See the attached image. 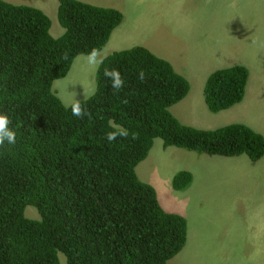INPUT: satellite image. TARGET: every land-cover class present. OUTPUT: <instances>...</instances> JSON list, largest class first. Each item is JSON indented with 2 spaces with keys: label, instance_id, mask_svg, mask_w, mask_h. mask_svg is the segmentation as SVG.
<instances>
[{
  "label": "trees",
  "instance_id": "trees-1",
  "mask_svg": "<svg viewBox=\"0 0 264 264\" xmlns=\"http://www.w3.org/2000/svg\"><path fill=\"white\" fill-rule=\"evenodd\" d=\"M58 16L65 32L54 37L43 10L0 0V113L17 132L15 145L0 147V264H171L189 229L186 217L165 211L154 186L136 172L154 140L258 161L264 135L242 123L216 129L181 123L170 107L187 96L190 82L143 45L103 59L94 93L76 101L90 117L73 116L54 83L78 55L107 45L123 12L60 0ZM105 67L122 74L119 91ZM248 78L241 64L211 73L204 89L209 109L241 102ZM110 126L128 129V138L109 144ZM191 181V172L181 170L173 185L184 189ZM30 205L39 217L26 215Z\"/></svg>",
  "mask_w": 264,
  "mask_h": 264
},
{
  "label": "rangeland",
  "instance_id": "rangeland-1",
  "mask_svg": "<svg viewBox=\"0 0 264 264\" xmlns=\"http://www.w3.org/2000/svg\"><path fill=\"white\" fill-rule=\"evenodd\" d=\"M6 1L15 4L28 2ZM82 1L124 11V20L114 29L107 45L98 52L102 60L120 47L150 44L156 48L158 41L164 40L168 31L174 32L169 40L175 51L189 38L196 44L195 56H201L205 0H163L157 11H151L147 4V8L140 6L135 13L130 14L125 12L127 0ZM250 4L251 8L246 5L241 8L239 16L245 21L249 17L254 20L258 18L261 28L248 26L243 29L244 44L254 42L255 45L254 51L246 59L249 63L248 91L246 87L244 101L239 105L240 109L235 113L234 119L263 130L264 44L259 43L264 40V0H253V5L250 0ZM51 17L54 25L61 26L57 17ZM156 18L159 22L150 27L148 22ZM136 24L144 25L148 30L130 39L117 36V29L121 26L127 31L136 28ZM160 27V30H155ZM85 55H78L68 75L55 82L56 92L58 89L66 104L86 99L96 89L97 70H93L85 62ZM171 110L181 112L179 119L182 123L194 125L187 120L190 118L205 129L221 127L225 119L222 112L215 113L209 109L203 92L189 95L172 106ZM155 140L152 152L138 164L136 172L140 179L156 188L165 211L185 216L188 229L198 230V234L189 238L184 249L171 259V263L264 264V174L247 172L235 157L212 156L176 146L165 147L162 138ZM248 158L250 159L249 156ZM256 164L253 163L254 166ZM181 170L192 174L191 183L183 191V198L189 196L190 199L183 201L179 199L176 193L178 191L172 188L174 177ZM26 215L31 218L39 217L33 205L27 206ZM189 219L192 226L189 225ZM201 246L204 248L199 253Z\"/></svg>",
  "mask_w": 264,
  "mask_h": 264
},
{
  "label": "crops",
  "instance_id": "crops-1",
  "mask_svg": "<svg viewBox=\"0 0 264 264\" xmlns=\"http://www.w3.org/2000/svg\"><path fill=\"white\" fill-rule=\"evenodd\" d=\"M27 3L42 9L47 13L52 21L51 33L54 37H60L64 34L65 28L63 26L54 25L51 15L57 17L58 19V7L59 0H27ZM153 1V2H151ZM155 1V2H154ZM163 0H127V5L125 6V12L127 14L135 13L138 7L147 8L149 5L151 11H157L160 5L163 4ZM246 5L251 8L250 0H205V14L203 21V46L200 55L195 56L196 44L189 38L185 39L181 43L178 51L172 48L170 37L173 35V31H168L165 35L164 40H159L157 47L154 48L150 44H144L143 46L148 47L155 54L169 60L173 66L182 73L191 83L190 91L188 95L183 99L185 100L189 95H195L197 93L204 94V87L209 75L218 69L233 66L236 64H242L246 66L249 70V63L246 59L254 51V42H249L247 45L244 44V31L243 29L248 26H256L261 28V23L258 18L255 20L253 17H249L246 21L243 20L239 13L241 8ZM253 5V0H252ZM105 6V5H100ZM111 7V6H105ZM124 13V11H122ZM158 19L150 20L148 25L151 27L159 22ZM59 21V20H58ZM136 28H131L124 31L121 26L117 30V36L124 39H130L133 36H138L143 31L148 29L144 25L136 24ZM149 27V28H150ZM162 27L155 29L160 30ZM264 44L260 42L259 45ZM140 45V44H136ZM128 47H120L115 50L127 49ZM171 49H169V48ZM113 48V46H112ZM114 50V51H115ZM194 60H197L194 63ZM186 73V74H185ZM188 74V75H187ZM196 78V80H195ZM200 86V87H199ZM249 87V86H248ZM247 87V91H248ZM181 100V101H183ZM180 101V102H181ZM179 103V102H178ZM177 104V103H176ZM240 103L228 109L226 111H221L225 117L223 125L229 124L231 122H237L234 119L235 113L240 109ZM174 106V105H173ZM172 108V107H171ZM172 111V110H171ZM178 119L182 116L181 112H172ZM225 113V114H224ZM180 120V119H179ZM191 121L195 127L197 123L192 119H187ZM181 121V120H180ZM193 125V126H194ZM252 126V125H251ZM253 127V126H252ZM198 128H200L198 126ZM254 128V127H253ZM205 129V128H203ZM258 132L264 135V129L258 130L257 127L254 128ZM157 139V138H156ZM156 141V140H155ZM153 148V147H152ZM152 152V149L150 153ZM149 153V155H150ZM240 163L239 165L245 167L247 172L257 171L260 175L264 174V158L259 161L255 166L252 161L245 156L237 159ZM226 161V160H225ZM179 195L180 200L190 199L189 196L183 198V191L176 192ZM189 225L192 226L191 220L189 219ZM198 234V230H190V237Z\"/></svg>",
  "mask_w": 264,
  "mask_h": 264
},
{
  "label": "clouds",
  "instance_id": "clouds-1",
  "mask_svg": "<svg viewBox=\"0 0 264 264\" xmlns=\"http://www.w3.org/2000/svg\"><path fill=\"white\" fill-rule=\"evenodd\" d=\"M85 2V1H84ZM92 4V3H91ZM27 5H29V4H27ZM30 6H32V5H30ZM59 6H60V0H59ZM33 7H35V6H33ZM37 8V7H36ZM40 9V8H39ZM42 10V9H41ZM58 12H59V7H58ZM47 14V13H46ZM48 15V14H47ZM49 16V15H48ZM57 16H58V14H57ZM50 17V16H49ZM58 18H59V16H58ZM59 20V19H58ZM52 22V21H51ZM62 26V25H61ZM52 34V33H51ZM148 48V47H147ZM84 60H85V62L93 69V70H98L99 69V67L103 64V60L102 59H100L99 58V54H98V52L95 50V49H93L92 51H90V52H88L86 55H85V57H84ZM236 65H238V64H236ZM242 65V64H241ZM234 66V65H233ZM229 67H232V66H229ZM175 68V67H174ZM225 68H228V67H225ZM176 69V68H175ZM223 69V68H222ZM177 70V69H176ZM219 70V69H218ZM179 72V71H178ZM213 72H215V71H213ZM212 72V73H213ZM180 73V72H179ZM104 76L107 78V79H109L110 81H111V87L113 88V89H115V90H117V91H119L121 88H123L124 87V83H125V81H124V78H123V76H122V74L120 73V71L118 70V69H114V68H108V67H105L104 68ZM182 74V73H181ZM183 75V74H182ZM211 75V74H210ZM209 75V76H210ZM184 76V75H183ZM209 78V77H208ZM139 79L141 80V81H143L144 79H145V73L143 72V71H140V73H139ZM57 81V80H56ZM55 81V82H56ZM190 82V81H189ZM207 82V81H206ZM206 85V84H205ZM190 86H191V83H190ZM54 89H55V91H56V87H55V83H54ZM204 89H205V87H204ZM190 91V90H189ZM57 95L60 97V94H59V90L57 89ZM188 95V94H187ZM61 98V97H60ZM245 98V97H244ZM244 98H243V100L241 101V102H239L240 104L244 101ZM184 99V98H183ZM182 99V100H183ZM62 100V99H61ZM63 101V100H62ZM181 101V100H180ZM179 101V102H180ZM178 103V102H177ZM239 103H237V104H239ZM176 104V103H175ZM175 104H173V105H175ZM237 104H235V105H237ZM172 105V106H173ZM234 105V106H235ZM171 106V107H172ZM234 106H232V107H234ZM65 107L66 108H68V109H70L71 110V113H72V115L73 116H75V117H77V118H80V119H83L85 116H89L90 117V113H89V111L81 104V103H79V102H74V103H72V104H66L65 105ZM171 107H170V111H171ZM232 107H230V108H228V109H231ZM228 109H224V110H221L222 112L223 111H226V110H228ZM221 111H219V112H221ZM172 112V111H171ZM219 112H215V113H219ZM181 123H182V121H181ZM233 123H242V124H246V123H244V122H231V123H229V124H233ZM184 124V123H183ZM229 124H226V125H229ZM11 125V120H10V117H9V115L7 114V113H0V147H3V146H5L6 144L7 145H15L16 144V142H17V132L10 126ZM187 125V124H186ZM246 125H248V124H246ZM191 126H193V125H191ZM223 126H225V125H223ZM248 126H250V125H248ZM195 127V126H194ZM222 127V126H221ZM250 127H252V126H250ZM110 128H111V130H109V131H107L106 132V134H105V140L109 143V144H111V143H113V142H115V141H117V140H119V139H126V138H128V136H129V130L128 129H126V128H123V127H116V126H110ZM219 128V127H218ZM253 128V127H252ZM203 129V128H202ZM214 129H216V128H214ZM257 131V130H256ZM262 134V133H261ZM157 138H160V137H157ZM163 140V139H162ZM155 141V140H154ZM164 143V142H163ZM169 147V146H168ZM177 147V146H176ZM243 155H247V154H242V155H240V156H238V157H235V159L237 160V159H239V158H241V156L243 157ZM149 156V155H148ZM147 156V157H148ZM248 156V155H247ZM264 158V156L261 158V159H263ZM250 159H251V157H250ZM260 159V160H261ZM260 160H258V161H253L252 159H251V161H252V163H259V161ZM174 181V180H173ZM148 183V182H147ZM150 184V183H149ZM152 185V184H151ZM188 187V186H187ZM186 187V188H187ZM155 188V187H154ZM172 188L173 189H176L177 191H184L186 188H184V189H182V190H178L177 188H175L174 187V185H173V182H172ZM156 189V188H155ZM158 195V194H157ZM159 199V198H158ZM162 205V204H161ZM167 211V210H166ZM168 212H174V211H168ZM175 213H177V212H175ZM189 238H190V230H189V234H188V239H187V242H188V240H189ZM187 242H186V244H187ZM185 247V246H184ZM184 247H183V249H184ZM203 246H201L200 248H199V253H201L202 252V250H203ZM182 249V250H183ZM181 250V251H182ZM180 251V252H181ZM201 260V259H200ZM170 263H171V260H170ZM199 263H200V261H199ZM172 264V263H171Z\"/></svg>",
  "mask_w": 264,
  "mask_h": 264
}]
</instances>
